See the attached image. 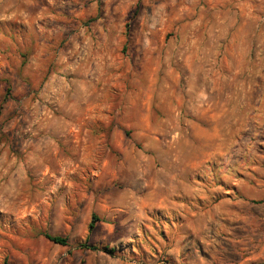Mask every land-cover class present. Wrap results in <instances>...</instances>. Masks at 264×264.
I'll use <instances>...</instances> for the list:
<instances>
[{"label":"rangeland","instance_id":"374dc122","mask_svg":"<svg viewBox=\"0 0 264 264\" xmlns=\"http://www.w3.org/2000/svg\"><path fill=\"white\" fill-rule=\"evenodd\" d=\"M0 264H264V0H0Z\"/></svg>","mask_w":264,"mask_h":264},{"label":"trees","instance_id":"16d2710c","mask_svg":"<svg viewBox=\"0 0 264 264\" xmlns=\"http://www.w3.org/2000/svg\"><path fill=\"white\" fill-rule=\"evenodd\" d=\"M93 224H94V219H92L88 225V230H91L93 228ZM48 240L52 241L53 243L59 244V245H66V239L64 237L61 236H57V235H49V234H45L44 235Z\"/></svg>","mask_w":264,"mask_h":264}]
</instances>
